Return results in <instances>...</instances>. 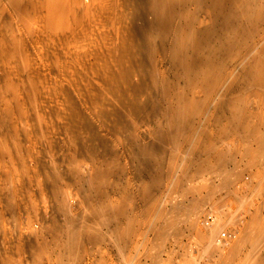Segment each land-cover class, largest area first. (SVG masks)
<instances>
[{
	"label": "rangeland",
	"instance_id": "374dc122",
	"mask_svg": "<svg viewBox=\"0 0 264 264\" xmlns=\"http://www.w3.org/2000/svg\"><path fill=\"white\" fill-rule=\"evenodd\" d=\"M238 10L0 0V264H264V8Z\"/></svg>",
	"mask_w": 264,
	"mask_h": 264
},
{
	"label": "bare ground",
	"instance_id": "6f19581e",
	"mask_svg": "<svg viewBox=\"0 0 264 264\" xmlns=\"http://www.w3.org/2000/svg\"><path fill=\"white\" fill-rule=\"evenodd\" d=\"M228 6H235L238 8L237 15L243 18L248 23L255 22L259 17L260 14L257 13V10L260 8H264V0H227ZM203 35L207 34L206 29H200ZM192 107L198 106L199 100L193 99L190 101Z\"/></svg>",
	"mask_w": 264,
	"mask_h": 264
},
{
	"label": "built area",
	"instance_id": "2783aa9c",
	"mask_svg": "<svg viewBox=\"0 0 264 264\" xmlns=\"http://www.w3.org/2000/svg\"><path fill=\"white\" fill-rule=\"evenodd\" d=\"M225 236H226V233L222 231L221 233H219L217 240H220V239L224 238Z\"/></svg>",
	"mask_w": 264,
	"mask_h": 264
}]
</instances>
